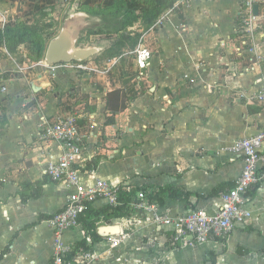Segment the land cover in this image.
<instances>
[{"label":"crops","instance_id":"crops-1","mask_svg":"<svg viewBox=\"0 0 264 264\" xmlns=\"http://www.w3.org/2000/svg\"><path fill=\"white\" fill-rule=\"evenodd\" d=\"M28 1L49 5L0 0V20L6 19L0 29L23 20L13 14ZM240 3L193 0L186 6L178 0L150 28H128L131 36L139 34L134 47L125 43L121 55L102 64L82 62L81 69L41 60L28 68L18 63V53L0 46V264H53L55 236L47 219L64 206L68 189L45 174L61 147L38 139L41 121L79 116L90 166L81 172L84 181L173 186L185 194L167 199L163 207L171 212L215 209L221 195H201L231 186L242 170L241 158L227 149L264 129V105L253 99L264 84V33H254L237 52ZM259 7L261 28L264 4ZM248 197V222L202 247L175 248L171 233L138 210L128 217L94 215L100 240L93 249L102 264H194L187 257L205 256H216L217 264H264V183ZM104 206L93 204L97 210ZM108 227L119 231H101ZM121 232L127 237L110 249L106 236ZM83 237L79 223L65 240L75 244Z\"/></svg>","mask_w":264,"mask_h":264},{"label":"built area","instance_id":"built-area-1","mask_svg":"<svg viewBox=\"0 0 264 264\" xmlns=\"http://www.w3.org/2000/svg\"><path fill=\"white\" fill-rule=\"evenodd\" d=\"M193 0H182L190 6ZM263 0H241L238 21L240 33V47L237 52L249 45V40L259 27L258 18L252 13V6ZM5 17H1L0 24H5ZM256 54L254 46L249 49ZM67 63L71 68L81 69L78 62ZM144 66V63L142 64ZM21 68V66H19ZM22 69V68H21ZM4 91V89H2ZM254 100L264 105V84L258 89ZM79 116L68 115L53 122L41 121L37 137L41 141H56L61 147V155L48 163L45 174L54 182L65 183L68 193L64 206L52 214L47 222L55 236L53 248V264H102V256L94 249L71 256L73 244L65 240L68 231L79 224L81 216L85 215L89 206L97 201H104L106 205L117 207L120 189L118 185L94 178L91 182L82 179V167L87 158L84 153L85 138L80 132ZM264 129L254 135L235 140L227 150L242 160V170L234 181L233 186L223 192L215 209L207 210L197 207L177 213L169 209L150 204L140 191L138 201L132 204L135 211L141 210L149 214V221L155 228L165 229L171 233L174 247H196L208 243L211 237L221 239L229 235L238 225H245L252 217L249 207L248 192L257 185L264 183ZM107 244L110 249L120 246L127 235H108ZM121 262V257L116 258Z\"/></svg>","mask_w":264,"mask_h":264},{"label":"trees","instance_id":"trees-1","mask_svg":"<svg viewBox=\"0 0 264 264\" xmlns=\"http://www.w3.org/2000/svg\"><path fill=\"white\" fill-rule=\"evenodd\" d=\"M177 1L178 0H113L111 7L106 11L107 15L112 14L110 19L107 21L121 18L118 29H125L126 32H128L129 27L134 26L136 23H140L145 29H147L153 26L160 15L167 9L173 7L174 3ZM103 28L104 26H101L97 29H89L87 31H90L89 33L92 35H101L105 32L103 31ZM126 32H124L121 40L116 43V48H123L125 43H131L129 44L130 47H134L137 43L139 34L135 33V36H131V32H128L127 34ZM2 44L10 53H17L21 45L27 44L28 52L31 55V58L37 62L42 60L43 54L46 50L44 40L29 27V24L20 19H15L14 21H11L10 24H8L3 30L0 29V46ZM121 54L122 50L121 52L118 51L110 53L109 58H113ZM122 107H124V105ZM87 162L88 161H86V163ZM86 163L80 167L81 171L89 170L88 168H90V166H86ZM232 186L233 184L231 186L221 184L213 189L210 194L201 196H220ZM225 187L227 188L224 189ZM119 189V200L121 202L119 206L113 207L106 205L99 210L95 209L93 206H89L85 215L80 217L79 223L83 224L84 237L82 240L73 244V249L70 253L71 256L92 250L94 243L97 240H100V235L96 232V221L98 217H94V215L96 216L101 214L107 217L131 216L135 211L132 204L138 201L137 194L140 191L144 194L145 200L148 203L155 204L160 207L165 205L169 197L182 199V195L185 194V191L173 186L156 187L153 185H119ZM187 194L189 196L191 195V193ZM179 247L180 246H178V248Z\"/></svg>","mask_w":264,"mask_h":264},{"label":"rangeland","instance_id":"rangeland-1","mask_svg":"<svg viewBox=\"0 0 264 264\" xmlns=\"http://www.w3.org/2000/svg\"><path fill=\"white\" fill-rule=\"evenodd\" d=\"M53 2L55 3L51 4ZM112 2L113 0H49L47 2L49 5H45V7L39 8L38 6L33 7V4L28 1L25 3V5L23 4L21 8H19V13H15L13 14V16L16 17L18 15L19 18H23V21L29 24V27L44 40L45 47H47L49 41L59 33L63 19L68 11H86L93 15L102 16L103 20L101 25L104 26V34L92 35L89 33L90 31H85L81 35V38L78 43V46L80 47H86L90 45L110 46V49H108L109 52L103 53L102 51L92 58L93 60H96V64H102L106 60L110 59V53H115L118 51L121 52L123 48H116L115 45L121 40L124 35V32H126L125 29H118L121 18L114 20L111 19L107 21L112 16V14H106V11L112 5ZM260 4H264V0ZM258 28L255 30V33L261 31L262 33H264V23L261 28ZM22 46L23 48H21V50L17 52L18 55H16L18 57V63L28 68L35 69L34 66H36L38 62L31 58V55L28 52L27 44L21 45L20 47ZM41 61L44 62V54ZM77 63L78 62H75L72 65H75ZM185 253L188 254L190 253V251L186 250ZM215 257L209 258L208 256H205L204 259L201 257L199 259L187 257L188 259H186V261L187 263L194 262V264H217V261L219 260Z\"/></svg>","mask_w":264,"mask_h":264},{"label":"water","instance_id":"water-1","mask_svg":"<svg viewBox=\"0 0 264 264\" xmlns=\"http://www.w3.org/2000/svg\"><path fill=\"white\" fill-rule=\"evenodd\" d=\"M252 13L259 16V4L255 3L252 6ZM102 20V16L93 15L86 11H68L59 33L49 41L46 47L44 62L48 66L71 62L82 63L91 60L95 55L104 51L106 46L102 45L78 46L81 35L89 29L101 27ZM103 229L101 230L103 233L119 231L118 227H108L109 231L107 229L103 231Z\"/></svg>","mask_w":264,"mask_h":264},{"label":"bare ground","instance_id":"bare-ground-1","mask_svg":"<svg viewBox=\"0 0 264 264\" xmlns=\"http://www.w3.org/2000/svg\"><path fill=\"white\" fill-rule=\"evenodd\" d=\"M106 229H103V231H105ZM111 231H113V229H110ZM107 231H109L108 229H107Z\"/></svg>","mask_w":264,"mask_h":264}]
</instances>
